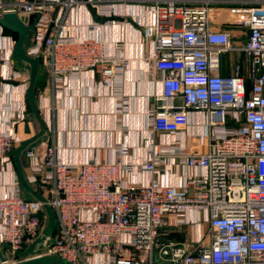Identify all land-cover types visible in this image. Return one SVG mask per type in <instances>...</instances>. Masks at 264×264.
I'll return each mask as SVG.
<instances>
[{
  "label": "built area",
  "instance_id": "1",
  "mask_svg": "<svg viewBox=\"0 0 264 264\" xmlns=\"http://www.w3.org/2000/svg\"><path fill=\"white\" fill-rule=\"evenodd\" d=\"M147 1L152 2L143 32L152 44L147 57L161 77V92L153 96L157 106L151 110V128L182 133L190 109L204 113L207 151L190 153L186 141L178 139L174 153L184 156L188 167L203 169L204 175L190 177L182 187L154 178L141 185L128 183L125 175L133 166L122 160L128 150L125 142L118 145L114 160L79 165L58 159L53 141L42 154L26 149L29 183L41 197L23 198L15 178L0 195V264L19 261L4 257V248L16 256L40 238L44 206L54 211L57 229L52 239H45L42 254L69 263L264 264V0ZM81 2L98 7L101 0H0V16L14 11L24 25L34 23L26 54L38 58L56 90L66 77L84 71L107 85L125 63L120 44L111 55L97 39L60 32L66 11ZM215 3L229 4L235 22L247 31L241 48L246 75L240 64L229 75L211 72L220 54L231 48L229 33L210 23ZM3 28L0 25V32ZM15 41L12 38L13 45ZM3 63L9 66L8 60ZM17 76L10 71L4 79ZM177 98L180 106L175 105ZM230 121L235 126L226 127ZM215 127L222 130L216 132ZM17 141L14 133L0 130V168L11 165ZM157 162L158 153L153 152L144 169L153 173ZM189 210L205 213L210 243L193 249L161 245L159 228Z\"/></svg>",
  "mask_w": 264,
  "mask_h": 264
},
{
  "label": "crops",
  "instance_id": "2",
  "mask_svg": "<svg viewBox=\"0 0 264 264\" xmlns=\"http://www.w3.org/2000/svg\"><path fill=\"white\" fill-rule=\"evenodd\" d=\"M151 3L147 0H101L98 7L81 2L66 11L60 25L62 34L97 39L103 43L105 53L111 55L118 53L116 45L120 44L125 63L107 85L100 83L96 74L84 71L62 80L59 90L52 88L44 69L41 79L36 77L35 80V98L43 127L28 112V81L18 67L21 61L11 56L13 37L0 32V53L3 55L0 59V130L19 137L10 152L11 165L0 168V195L14 178L21 190V182L28 181L30 169L25 150L33 148L34 152L42 154L51 141L58 159L70 165L89 160L112 161L118 145L127 143L128 150L122 160L133 166L125 175L128 183L141 185L154 178L165 185L182 187L190 177L204 175L203 169L188 167L184 156L174 154L178 151V139L186 141L190 153L207 151L209 128L204 113L190 109L188 124L182 133L170 135L151 128V110L157 106L153 96L161 92L160 73L147 57L152 44L143 33ZM229 7L226 3H215L209 15L214 29L229 33L231 44L230 49L220 54L219 65L211 72L229 75L234 65L240 64L242 74L246 75L241 48L247 41V31L235 22L236 16L229 12ZM107 19L115 20V24L104 25ZM4 59L9 61V66L4 65ZM10 71L18 73L16 80L4 79L5 73ZM175 105H181L180 98L175 100ZM11 116L14 124L9 123ZM225 126L235 125L230 121ZM220 127H215L216 132L222 130ZM153 152L158 153V162L152 173L144 169V165ZM22 195L29 199L36 196L31 190L22 191ZM208 232L205 213L189 210L161 226L157 238L161 245L182 244L193 249L210 243Z\"/></svg>",
  "mask_w": 264,
  "mask_h": 264
},
{
  "label": "water",
  "instance_id": "3",
  "mask_svg": "<svg viewBox=\"0 0 264 264\" xmlns=\"http://www.w3.org/2000/svg\"><path fill=\"white\" fill-rule=\"evenodd\" d=\"M0 25L11 32L17 34L16 41L13 45L11 56L20 61H24L29 66L28 85L26 89V99L30 105L31 111L38 121L39 125L43 127V120L39 113L38 104L35 98V80L38 73L39 60L37 57H30L26 54V41L29 32L32 30L34 23L24 25L21 19L17 17L14 11H5L0 16ZM49 240L47 241V246ZM14 264H73L69 263L63 258L55 254H39L24 258Z\"/></svg>",
  "mask_w": 264,
  "mask_h": 264
},
{
  "label": "rangeland",
  "instance_id": "4",
  "mask_svg": "<svg viewBox=\"0 0 264 264\" xmlns=\"http://www.w3.org/2000/svg\"><path fill=\"white\" fill-rule=\"evenodd\" d=\"M1 33H5L4 30L1 31ZM11 35V34H9ZM12 36V35H11ZM13 37V36H12ZM13 38H17V37H13ZM30 42L26 41V45H29ZM18 62V61H17ZM18 67L22 69L24 77L27 79L28 81V77H29V66L27 63H25L24 61L18 62ZM44 75V68L42 65L39 64L38 67V73H37V79H41V75ZM44 78V76H43ZM29 106V104H28ZM28 112H30V115L33 117V113L30 109V106L28 107ZM26 151V150H25ZM28 177V181L26 179V182L22 181L21 182V194L22 191L27 190V191H32L33 193L36 194V196L34 198H38L41 197L39 193L34 192L30 186L29 183V176ZM20 186V185H19ZM21 189V188H20ZM23 197V195H22ZM24 198V197H23ZM29 199V198H26ZM33 199V198H31ZM40 238H38V240L36 241V243H34L33 245H29V246H24L22 249V252L16 256H12L8 249L4 248L5 250H3V256L9 258L10 260H22L24 258L27 257H31V256H35V255H39L45 252V244L44 241L45 239L49 238L52 239L55 235L56 229H57V223H56V215L54 213V211L52 210V208L48 207V206H44L42 213L40 214Z\"/></svg>",
  "mask_w": 264,
  "mask_h": 264
},
{
  "label": "trees",
  "instance_id": "5",
  "mask_svg": "<svg viewBox=\"0 0 264 264\" xmlns=\"http://www.w3.org/2000/svg\"><path fill=\"white\" fill-rule=\"evenodd\" d=\"M4 32L7 33V34H11L13 37H17V34L14 33V32H11L9 31L8 29L6 28H3ZM30 106V105H29ZM28 104H27V108L29 107ZM31 109V108H30ZM29 110V109H28Z\"/></svg>",
  "mask_w": 264,
  "mask_h": 264
}]
</instances>
